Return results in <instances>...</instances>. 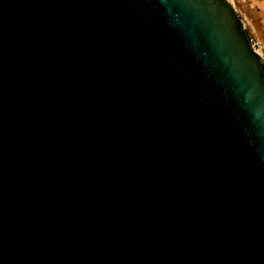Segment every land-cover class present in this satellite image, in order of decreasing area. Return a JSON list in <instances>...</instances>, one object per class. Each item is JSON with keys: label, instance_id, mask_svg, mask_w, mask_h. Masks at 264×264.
Instances as JSON below:
<instances>
[{"label": "water", "instance_id": "95a60500", "mask_svg": "<svg viewBox=\"0 0 264 264\" xmlns=\"http://www.w3.org/2000/svg\"><path fill=\"white\" fill-rule=\"evenodd\" d=\"M0 264H264V57L229 0H0Z\"/></svg>", "mask_w": 264, "mask_h": 264}, {"label": "rangeland", "instance_id": "374dc122", "mask_svg": "<svg viewBox=\"0 0 264 264\" xmlns=\"http://www.w3.org/2000/svg\"><path fill=\"white\" fill-rule=\"evenodd\" d=\"M252 44L264 55V0H233Z\"/></svg>", "mask_w": 264, "mask_h": 264}, {"label": "bare ground", "instance_id": "6f19581e", "mask_svg": "<svg viewBox=\"0 0 264 264\" xmlns=\"http://www.w3.org/2000/svg\"><path fill=\"white\" fill-rule=\"evenodd\" d=\"M229 1H230V3L234 6V8L237 10V7H236V5L234 4V1H233V0H229ZM244 26H245V24H244ZM252 45H253V47L256 49V51H257L260 55H262V56L264 57L262 51H261L259 48L255 47L254 44H252Z\"/></svg>", "mask_w": 264, "mask_h": 264}]
</instances>
